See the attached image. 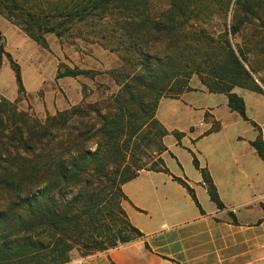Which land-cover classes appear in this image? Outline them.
<instances>
[{"label":"trees","instance_id":"16d2710c","mask_svg":"<svg viewBox=\"0 0 264 264\" xmlns=\"http://www.w3.org/2000/svg\"><path fill=\"white\" fill-rule=\"evenodd\" d=\"M158 1L0 0V14L42 48L46 35L62 38L88 20L105 22L118 41L111 52L122 62L108 71L118 85L114 94L43 122L18 110L17 102L0 99V264H66L74 250L87 255L142 238L121 207L127 200L122 186L141 171L171 174L160 155L149 168L135 159L136 150L142 153L135 141L149 126L167 136L155 118L159 101L191 91L194 74L253 127L256 137L249 144L264 162L261 129L233 92L264 95V0H234L232 18L227 23L222 15L220 30L183 27L203 18L210 0ZM213 1L222 7L223 1ZM250 25H255L251 35H243ZM229 35H242L243 45L234 49ZM7 57L21 101L20 72ZM91 73L64 69L56 78ZM184 135L175 133L177 142ZM191 155L210 201L223 209L207 169ZM171 177L200 208L194 189Z\"/></svg>","mask_w":264,"mask_h":264},{"label":"crops","instance_id":"0c3cea01","mask_svg":"<svg viewBox=\"0 0 264 264\" xmlns=\"http://www.w3.org/2000/svg\"><path fill=\"white\" fill-rule=\"evenodd\" d=\"M234 92L243 100L250 121L258 122L248 116L246 98L258 104V115L264 121V95L248 90L234 89ZM210 95L224 97V102L222 98L219 105L201 108L189 105L190 111L201 112L198 121L178 129L185 135L179 142L166 145L161 157L164 166L168 158L176 162V172L166 168L172 176L182 178L194 189L200 208L177 181L175 191L129 190V184L141 176L158 174L141 171L122 186L127 199L122 202V209L130 224L142 233V238L104 252L71 258L67 264H264V203L261 201L264 162L249 144L255 138L235 132L239 123L246 122L228 108L226 97L210 93L204 96ZM221 108L238 117L233 115L235 123L222 122L217 114ZM206 114L208 120H204ZM214 123L218 129L207 133ZM257 125L262 128L264 142V125L260 122ZM227 129L233 134L231 141L236 143L223 145L222 135ZM174 147H177V155ZM181 151L186 152L189 161L184 160ZM191 153L199 167L207 169L223 209H217L210 201L201 175L193 167ZM189 164L193 170L187 168ZM171 175L167 177L174 182Z\"/></svg>","mask_w":264,"mask_h":264},{"label":"rangeland","instance_id":"374dc122","mask_svg":"<svg viewBox=\"0 0 264 264\" xmlns=\"http://www.w3.org/2000/svg\"><path fill=\"white\" fill-rule=\"evenodd\" d=\"M159 1L163 3L165 0ZM220 1H223L222 7L213 0H210L211 6L208 11L203 13V18L198 21H190L189 25L186 24L183 27L208 26V30H210V27L220 30V25L223 23L221 16L226 15L227 23L232 18L234 0ZM104 23L88 20L76 26L69 34L62 38L46 35V48H42L28 38L19 27L0 14V99L3 98L12 103L17 102L16 106L18 110L27 112L38 121L43 122L47 116H54L56 113L68 110L73 106H87L94 102L105 100L114 94L118 90V85L108 71L117 69L122 62L118 54L111 52L118 41L110 38L109 30L106 29V24ZM254 27L255 25L246 26L243 35L247 34V36H250ZM228 37L234 49L237 46L243 45L242 35L233 38L229 35ZM7 55H9L12 63L18 66L20 72L24 89V97L21 101H18L17 85ZM60 67L63 68L60 70ZM64 69L84 70L92 73L88 76L83 75L75 78H56L58 71L64 72ZM253 77L256 78L255 75ZM188 87L191 91L180 94L176 99L163 97L159 101L155 118L167 131V138L166 136L160 137L158 129L149 126L145 128L135 141L141 147L142 153H138V150H136L134 158L139 159L142 163H148V168L155 167V161L158 155L162 157V154L165 152L162 150L163 148H167L166 145H171L175 141L177 142L175 133H178V129H185L190 123L198 121L201 112L199 110L190 111L189 105L197 108L210 104L219 105L222 103V98L224 102V97L204 96L209 93L211 94V92L208 91L200 78L195 74L191 76ZM234 89H237V91L245 90L240 88ZM246 101L248 116L255 117L258 122L264 125L263 119L259 117L257 112L259 109L258 104L250 102L248 98H246ZM262 105H264V101H262ZM217 114L221 116L223 123L225 122L228 125H231L232 122L235 123L236 118L234 116L236 115L234 113L230 114L221 108L217 111ZM204 120H208V114H206ZM161 122H163L164 126ZM239 124L235 128V132L240 134L239 136L246 138L256 137V132L251 125L246 123ZM216 127L218 125L214 123L211 128L214 129ZM259 127L261 128V126ZM231 134V130L228 129L223 132V145L236 143L231 141L233 135ZM90 151H93V146L90 147ZM173 151L177 155V147H174ZM181 153L185 157L184 160L186 158L188 161L190 160L186 152L181 151ZM127 157L129 158L130 154ZM167 161L166 166L170 171L176 172V162L169 158ZM188 167L190 170H193L190 164ZM167 175L169 174L158 172L154 177L141 176L138 181L129 184V190L175 191L176 183L172 182ZM87 255H82L80 251L74 250L71 258Z\"/></svg>","mask_w":264,"mask_h":264},{"label":"built area","instance_id":"2783aa9c","mask_svg":"<svg viewBox=\"0 0 264 264\" xmlns=\"http://www.w3.org/2000/svg\"><path fill=\"white\" fill-rule=\"evenodd\" d=\"M261 201L264 203V197H263V199Z\"/></svg>","mask_w":264,"mask_h":264}]
</instances>
